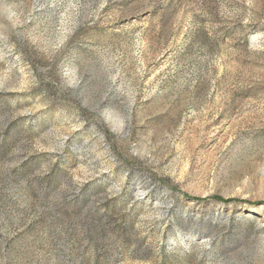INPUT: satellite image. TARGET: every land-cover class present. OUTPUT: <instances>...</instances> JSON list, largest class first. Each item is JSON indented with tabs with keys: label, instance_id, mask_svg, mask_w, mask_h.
Listing matches in <instances>:
<instances>
[{
	"label": "rangeland",
	"instance_id": "374dc122",
	"mask_svg": "<svg viewBox=\"0 0 264 264\" xmlns=\"http://www.w3.org/2000/svg\"><path fill=\"white\" fill-rule=\"evenodd\" d=\"M0 264H264V0H0Z\"/></svg>",
	"mask_w": 264,
	"mask_h": 264
}]
</instances>
